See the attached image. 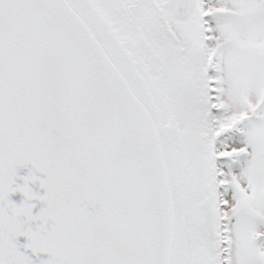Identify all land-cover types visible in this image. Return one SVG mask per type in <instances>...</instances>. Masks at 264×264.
I'll return each mask as SVG.
<instances>
[{
	"label": "snow or ice",
	"instance_id": "6c2138e0",
	"mask_svg": "<svg viewBox=\"0 0 264 264\" xmlns=\"http://www.w3.org/2000/svg\"><path fill=\"white\" fill-rule=\"evenodd\" d=\"M0 264H264V0H0Z\"/></svg>",
	"mask_w": 264,
	"mask_h": 264
}]
</instances>
